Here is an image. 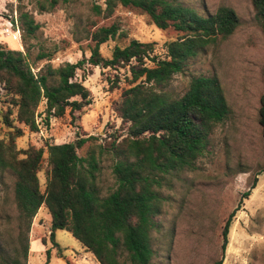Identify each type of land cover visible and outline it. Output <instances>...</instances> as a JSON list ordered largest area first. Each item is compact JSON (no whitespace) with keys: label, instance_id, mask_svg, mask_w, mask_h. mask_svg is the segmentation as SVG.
<instances>
[{"label":"trees","instance_id":"1","mask_svg":"<svg viewBox=\"0 0 264 264\" xmlns=\"http://www.w3.org/2000/svg\"><path fill=\"white\" fill-rule=\"evenodd\" d=\"M68 0H35L39 12L51 11ZM264 31V0H251ZM117 5L145 13L160 29L172 26L181 32L166 42V56L151 55L152 42L131 39L115 45L110 57H103L100 45L120 35L116 22L85 29L89 55L75 62L52 65V51L40 49L35 59L46 62L33 72L28 60L30 38L36 36L38 22L20 6L16 27L21 32L25 51L0 44V89L7 103L0 108V176L9 173L15 204V235L0 236V264H27L29 230L38 209L44 206L50 216L49 239L55 231L69 232L92 254L99 264H148L153 256L152 232L157 229L156 215L161 209L166 175L189 169L209 145L218 123L229 112L223 87L215 75L192 76L186 92L175 97L166 89L172 76L184 71L187 61L203 52L216 37L233 33L240 20L234 9L219 6L204 17L174 0H104L93 4L96 15L108 18ZM14 21L13 18H10ZM75 25V32L80 31ZM83 29V28H82ZM145 60L153 62L149 67ZM127 67L130 84L113 102V109L125 126L114 134L107 149L114 155L112 173L115 187L103 193L97 184L95 155L80 156L77 150L90 137H77L63 143H46L45 147L28 145L19 149L16 138L24 129L38 130L37 109L44 100L43 123L51 117L81 111L90 103L89 90L78 80L76 72L86 65ZM258 123L264 136V93L259 97ZM46 152L44 190H40L38 172ZM256 179V178H255ZM255 187L242 192L228 214L221 232V251L228 243V233L236 211ZM45 244V240L41 239ZM49 262L46 251L45 264ZM219 260L217 264H221Z\"/></svg>","mask_w":264,"mask_h":264},{"label":"rangeland","instance_id":"2","mask_svg":"<svg viewBox=\"0 0 264 264\" xmlns=\"http://www.w3.org/2000/svg\"><path fill=\"white\" fill-rule=\"evenodd\" d=\"M208 16L219 6L234 9L240 23L227 37H216L203 52L187 61L184 71L172 76L167 90L175 97L183 95L192 76L218 77L230 112L216 125L209 145L191 168L176 175H166L161 187L162 203L156 215L157 229L152 232L153 256L148 264H264V136L258 123L259 97L264 93V31L251 0H174ZM93 4L104 6V0H68L53 10L39 12L35 0H0V44L25 51L21 32L16 27L17 8L30 12L38 22L34 38L28 41V60L36 72L46 60H37L40 49L52 51V65L75 62L89 55V39L85 29L116 22L120 35L100 45L103 57H110L115 45H126L131 39L152 42L151 55L166 56V42L180 36L172 26L160 29L138 9L117 5L112 15H96ZM13 18L14 21H11ZM80 24L79 32L75 25ZM83 28V29H82ZM151 67L153 62L145 60ZM90 93V103L81 111L68 110L51 117L48 126L44 116V100L38 106V130L24 129L16 138L19 149L28 145L45 147L48 143L73 141L90 137L77 150L80 156L91 153L97 160L96 180L103 193L112 190L116 181L112 173L114 155L107 143L125 126L113 109L121 91L130 84L127 67L86 65L75 76ZM0 89V108L7 103ZM4 128L0 122V137ZM46 152L38 172L40 190H44ZM256 178V179H255ZM12 176H0V236L15 235V204ZM247 198L231 222L228 243L221 251V232L228 214L236 206L242 192L250 188ZM50 216L41 206L29 230L27 264H99L96 259L65 230L55 231L54 246L49 239ZM45 240V244L41 239Z\"/></svg>","mask_w":264,"mask_h":264}]
</instances>
